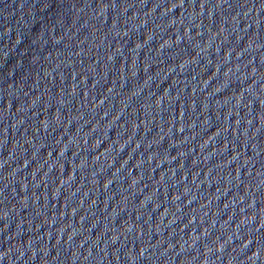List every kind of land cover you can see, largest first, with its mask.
I'll list each match as a JSON object with an SVG mask.
<instances>
[{"label":"water","instance_id":"obj_1","mask_svg":"<svg viewBox=\"0 0 264 264\" xmlns=\"http://www.w3.org/2000/svg\"><path fill=\"white\" fill-rule=\"evenodd\" d=\"M0 264H264V0H0Z\"/></svg>","mask_w":264,"mask_h":264}]
</instances>
